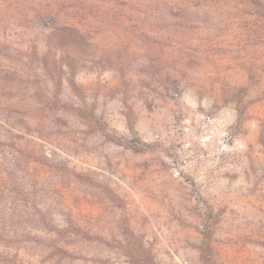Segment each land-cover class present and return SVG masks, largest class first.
<instances>
[{"label": "rangeland", "instance_id": "1", "mask_svg": "<svg viewBox=\"0 0 264 264\" xmlns=\"http://www.w3.org/2000/svg\"><path fill=\"white\" fill-rule=\"evenodd\" d=\"M0 264H264V0H0Z\"/></svg>", "mask_w": 264, "mask_h": 264}]
</instances>
